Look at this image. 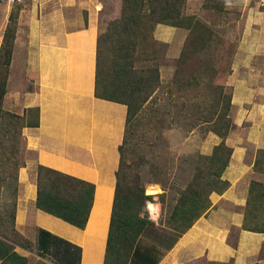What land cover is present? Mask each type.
I'll use <instances>...</instances> for the list:
<instances>
[{"label": "crops", "instance_id": "crops-1", "mask_svg": "<svg viewBox=\"0 0 264 264\" xmlns=\"http://www.w3.org/2000/svg\"><path fill=\"white\" fill-rule=\"evenodd\" d=\"M47 1L37 13L31 11L28 21L26 62L36 79L34 90L27 91L26 108L38 106L39 123L23 131L24 148L34 152V159L17 171L15 226L35 243L39 229L70 242L79 251L78 264H102L126 106L94 96L100 1L74 0V7L71 0ZM247 14L223 78L232 92L233 128L226 139L232 154L223 174L230 185L210 194V208L157 264H188L201 257L206 258L201 264H264V230L242 228L249 184H264V172L253 168L258 150L264 149V10L249 9ZM159 25L155 32H164L161 41L184 39L181 28ZM218 142L210 133L199 147L208 154ZM38 165L93 183L92 208L83 229L36 207ZM258 204L262 222L264 199ZM46 257L60 264L54 254Z\"/></svg>", "mask_w": 264, "mask_h": 264}, {"label": "trees", "instance_id": "trees-1", "mask_svg": "<svg viewBox=\"0 0 264 264\" xmlns=\"http://www.w3.org/2000/svg\"><path fill=\"white\" fill-rule=\"evenodd\" d=\"M106 2H110L116 11L110 16L107 30L97 37L94 96L124 104L126 118L119 146V163L115 172L116 183L102 264H157L178 238L210 208V194L222 193L229 186V182L221 176L232 154V147L226 141L233 128L229 115L232 92L230 88L227 90L223 85L211 81V77L218 72L214 66L217 63L214 57V31L194 16H183L187 0H105L102 8ZM19 9L20 6L14 5L10 10L0 44V161L3 168V172H0V264H29L28 258L20 254L16 247L29 251L34 248L32 240L15 227L16 192H13L9 202L4 200V189L17 182V171L21 166L11 151L12 146L15 149L12 141L20 140L22 128L37 127L39 123L38 106L27 107L22 114L3 108ZM156 24L188 30L187 41L180 51L179 59L186 61L195 56L200 58L201 63L190 77L174 76L169 82L168 91L178 90L180 94H185L189 93V89L194 93L190 94L193 98L190 102L202 93V102H196L194 112L189 107V113H193L191 122L200 125L205 123L208 125L207 131H212L220 139L211 154L196 158V173L181 190L170 212L168 224L176 230L173 237L170 230L158 232L154 222L144 212V206L152 196L145 194L139 182L134 186L130 181L127 183V173L124 171L123 147L133 133L144 105L160 103L155 95L161 85L159 67L154 57L156 39L153 30ZM170 105L172 103H165L168 109ZM178 108V115L188 118V111ZM18 150L16 153H19ZM14 167L16 172H13ZM253 168L264 172V149L258 150ZM137 181H140L139 177H136ZM93 198V183L53 168L37 166L35 205L38 209L83 229L88 221ZM260 198L264 199V184L251 180L243 229L255 232L264 230V219L263 223L258 221ZM149 231L159 240L169 239L163 248L155 241L148 246L141 244V238ZM74 247L46 230H38L35 248L36 254L41 257L50 253L54 254L60 264H78L79 251ZM204 261L206 258L201 257L188 264H201Z\"/></svg>", "mask_w": 264, "mask_h": 264}, {"label": "rangeland", "instance_id": "rangeland-1", "mask_svg": "<svg viewBox=\"0 0 264 264\" xmlns=\"http://www.w3.org/2000/svg\"><path fill=\"white\" fill-rule=\"evenodd\" d=\"M45 1L2 0L0 3V44L3 31L8 23L10 10L14 5L20 6L16 19L17 30L8 76L7 92L3 103L5 110L16 114L24 113L26 104L30 99L27 91L32 92L35 88L36 74L28 69L26 62L28 21L32 17L31 11L33 10L37 13V10L39 11L43 7V5L41 7V3L44 4ZM99 1L102 4L105 0ZM58 2L59 0L56 1V3ZM71 2H73L71 4L74 7L75 1L71 0ZM249 9L264 10V0H187L186 2L183 16H194L196 19L206 23L214 31L213 44L216 47L214 57L217 61L214 66L218 68V72L211 77V81L214 84L225 87L223 78L230 67L234 51L241 38L242 27L249 18L247 14ZM115 11V7L110 2H106L104 8L101 7L98 11L96 15L99 28L98 35L103 34L107 30L110 16ZM82 14L81 17L86 19V14L84 12ZM71 18L74 19V16H71ZM164 25L166 24H161L158 28L160 29ZM156 26L157 24L153 30V37L156 39L154 57L159 67L161 85L155 95L160 99V103L154 105V103L150 102V105L148 103L144 105V110L136 122L134 131L123 147L124 171L127 173V183L130 181L132 186H134L139 182V185L144 187L145 194L152 196L146 202L144 212L154 222L158 232L164 233L163 230H170L171 237H173L176 230L172 229L168 224L170 212L179 198L181 190L185 188L187 182L196 173L194 172L196 158L198 159L199 155L211 154L213 148L207 154L204 153L206 150H201L199 145L203 139L213 132L207 131L208 125H205V123L200 125L201 123L195 124L191 122L190 117H192L193 113H189V107L194 112L196 102H202V93L194 97V100L190 102V99H193L190 94L194 93H191L188 88L189 93L185 94H180L178 90L169 89L168 91L169 82L174 76L190 77L194 73V69H197L201 63L200 58L195 56L189 57L186 61L179 59L180 51L187 41L188 30L179 27L185 33L184 39H174V42L169 44L161 41V38H164V32H155ZM201 56L203 57V55ZM226 89L229 90L228 88ZM165 103H172V105L168 109ZM177 107L180 110L188 111V118L178 115ZM155 111H158V113L155 114ZM152 115H155L156 118ZM24 128L21 130L22 137L20 140L18 142L12 141L15 149H13V146L11 147V151L14 152V158L21 165L25 164L27 160L34 159V152L24 148ZM16 149H19V153H16ZM16 171L17 169L14 167L13 172ZM0 172H3L1 161ZM223 174L224 172L221 176L222 179ZM136 177H139L140 181L136 182ZM16 184L17 182L13 185H8L7 189H4L6 192L5 201L9 202L13 197V192H16L17 188ZM150 205H152L153 210L149 208ZM28 238L31 240L30 237ZM165 238H168V236ZM168 240L164 238L159 240L149 231L143 235L140 242L143 246H148L155 241L163 248ZM31 242L34 245L32 251L24 250L20 247H16V250L19 253L27 254L26 257L29 264H41V262L53 264L50 257L38 258L35 254L36 243Z\"/></svg>", "mask_w": 264, "mask_h": 264}, {"label": "bare ground", "instance_id": "bare-ground-1", "mask_svg": "<svg viewBox=\"0 0 264 264\" xmlns=\"http://www.w3.org/2000/svg\"><path fill=\"white\" fill-rule=\"evenodd\" d=\"M149 208H150L151 210H153V207H152V205H150V206H149Z\"/></svg>", "mask_w": 264, "mask_h": 264}]
</instances>
